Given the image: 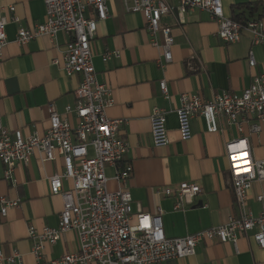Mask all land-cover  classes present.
I'll use <instances>...</instances> for the list:
<instances>
[{"label":"crops","instance_id":"obj_1","mask_svg":"<svg viewBox=\"0 0 264 264\" xmlns=\"http://www.w3.org/2000/svg\"><path fill=\"white\" fill-rule=\"evenodd\" d=\"M226 17L242 11L245 5L253 9L251 20L264 25V0H221ZM13 6L18 23L6 7ZM240 7V8H239ZM108 17L97 23L91 41L92 63L97 80L113 91L114 105L106 110L111 120H121L117 136L128 144L124 164L131 167L127 189L131 195L132 215L154 214L162 211L163 231L168 238H179L203 229L225 224L236 215L233 194L229 185L225 144L238 136L232 127L223 133H206L202 119L190 123L191 138L182 141L176 115L181 95H198L210 100L222 92L239 94L249 87L255 74L264 72V44L252 45L251 35L244 32L234 44L222 42L216 35L217 24L207 12L196 10L176 19L173 15L161 17V26L171 30L172 61L161 69V49L153 47L140 13L124 11L121 0H107ZM0 18L7 20V45L0 60V125L9 131L20 130L26 138L33 133L42 135L48 128L50 106L63 115L73 106L80 76H65L60 65L68 37L58 34L55 42L39 37L24 46L15 42L18 28L30 29L45 19L41 0H0ZM157 42L162 44L160 34ZM253 53L256 66L250 69L247 55ZM117 52L118 56L104 63L101 55ZM165 81L168 99L159 89ZM154 109L167 111L166 130L168 144L155 147L150 135L149 117ZM76 124L74 114L66 116ZM257 134H248L254 160L264 161V121ZM0 163V195L19 201V207L0 218V247L5 256L13 251L21 255L23 264H35L30 255L32 241L29 227L56 228L62 200L50 194L47 179L63 171L62 160L42 162L34 152L25 165H17L14 183L4 180ZM114 169L106 167L105 175L111 179ZM183 182L197 184L202 193L182 209H173L176 200L157 194L162 188H174ZM68 188V183L63 184ZM108 189L116 190L109 181ZM264 193V181L253 182L248 208L257 215L260 206L254 197ZM77 251L74 232L61 235L57 244L44 248L46 260L57 259ZM161 264H264V252L251 236L239 237L237 250L229 243L203 242L195 254L184 259H172Z\"/></svg>","mask_w":264,"mask_h":264},{"label":"built area","instance_id":"obj_2","mask_svg":"<svg viewBox=\"0 0 264 264\" xmlns=\"http://www.w3.org/2000/svg\"><path fill=\"white\" fill-rule=\"evenodd\" d=\"M45 19L30 29L18 28L15 42L24 46L39 37L55 42L58 34L68 37L62 59L54 61L60 65L67 77L80 76L75 91L74 105L59 115L50 106L48 128L42 134L33 133L24 137L20 130L9 131L0 125V163L3 178L14 183L17 165H25L34 152L41 155L42 162H52L59 157L63 171L47 179L50 194L62 200L56 228L40 230L29 227L28 237L32 241L30 255L35 264H161L172 259L192 257L198 244L229 243L237 250L239 237L251 236L264 252V193L254 197L260 211L254 215L248 208V198L253 182L264 181V161L254 160L244 126L248 134L260 131L264 121V72L255 74L249 87L239 94L222 92L210 100L198 95H181L176 115L178 132L182 141L191 138L190 123L200 118L206 133H223L232 127L238 136L224 146L229 185L233 194L236 215L225 224L203 229L179 238L165 236L161 222L162 211L154 214L132 215L131 195L127 189L131 167L123 163L128 144L117 136L121 120H111L106 110L114 105L112 89L97 80L92 63L91 41L97 23L108 17L107 0H41ZM125 12L140 13L145 19L146 30L153 47L161 49L162 59L158 65L163 69L171 63L173 39L171 30L161 26L164 15H183L196 10L207 12L217 24V37L226 44L240 40L242 33L251 35L252 45L264 44V25L259 20L247 19L243 23L226 17L221 0H121ZM12 14L10 22L18 23L13 6L5 8ZM7 20L0 18V60L7 45ZM160 34L162 44L157 42ZM118 56L117 52L101 55L104 63ZM250 69L256 66L253 53L247 55ZM159 89L168 99L165 81ZM74 114L76 124L72 126L66 116ZM167 111L154 109L149 117L150 135L155 147L168 144L165 126ZM106 167L114 169L111 179L105 175ZM109 181L116 190L108 189ZM68 183V188L63 184ZM202 193L192 182H183L174 188H162L157 194L175 198V211L189 205ZM19 207V201L0 195V218L8 211ZM74 232L77 251L64 254L57 259L46 260L44 248L53 246L62 234ZM0 264H23L21 255L13 251L5 256L0 247Z\"/></svg>","mask_w":264,"mask_h":264},{"label":"trees","instance_id":"obj_3","mask_svg":"<svg viewBox=\"0 0 264 264\" xmlns=\"http://www.w3.org/2000/svg\"><path fill=\"white\" fill-rule=\"evenodd\" d=\"M253 11L254 10L251 9L250 6L245 5L244 7H242V11L238 12L237 14H234L231 19L235 22L243 23L248 19V17L252 16Z\"/></svg>","mask_w":264,"mask_h":264}]
</instances>
